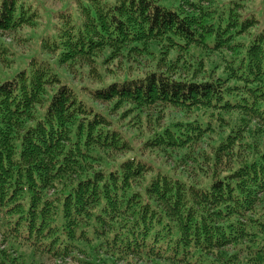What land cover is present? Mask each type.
Returning a JSON list of instances; mask_svg holds the SVG:
<instances>
[{
  "label": "trees",
  "instance_id": "trees-1",
  "mask_svg": "<svg viewBox=\"0 0 264 264\" xmlns=\"http://www.w3.org/2000/svg\"><path fill=\"white\" fill-rule=\"evenodd\" d=\"M256 1L86 0L81 25L68 17L42 48L59 66L97 64L96 87L35 60L0 84V264H264ZM38 20L0 0V32ZM133 55L148 70L133 71ZM119 57L122 73L108 66Z\"/></svg>",
  "mask_w": 264,
  "mask_h": 264
},
{
  "label": "rangeland",
  "instance_id": "rangeland-1",
  "mask_svg": "<svg viewBox=\"0 0 264 264\" xmlns=\"http://www.w3.org/2000/svg\"><path fill=\"white\" fill-rule=\"evenodd\" d=\"M100 1L106 5L116 2V0ZM260 1H262L261 9H264V0H257L255 3L253 2L251 4V9H255V12L257 9L259 10L258 6ZM20 2H22L26 7H30L32 10H35L39 14V20L35 28L22 27L17 31L0 32V42L5 45L3 49L8 48V51H10V55H5L4 57L7 59H12L13 62L10 67L7 68L4 66L5 64L3 63V58L0 57V84L10 80L12 76L22 69H27L28 63L32 60H35L37 62H47L53 72L59 75L63 83L69 81L72 85L79 88L86 87L93 89L96 87L98 84V79L96 73L92 70L94 68L98 69L97 64L79 61L77 64L72 66H59L55 61L56 56L42 48L46 41L50 43L54 42L63 22L68 17L72 20V24L75 29L81 25L82 17L80 14V9L85 7L86 0H20ZM262 13L263 11L261 10L257 11V14L261 16ZM122 59L123 58L119 57L115 62L108 64V66L111 68H114L115 66L117 67L118 72L122 73V69L124 70V66H122L121 63ZM130 65L132 66L133 71L142 72L148 70V68L151 66L149 58L145 57L144 55H133V59H130ZM90 70L91 72H89ZM82 91L86 95V97L84 96L85 99L89 103L93 104L97 110L109 112V105L107 102L103 103L93 101L88 91ZM111 115L114 117L116 116V113H112ZM123 122L124 120H119L120 125ZM144 155L147 159L149 157H153L157 164L164 165L162 156L154 157L150 153H144ZM165 162L166 165H171L170 159L167 157ZM184 167L186 172L189 174L188 176L191 177V170L186 166ZM8 245L9 242L6 241L0 234V246L2 248H7ZM38 261L40 264H81L71 259L56 260L46 256H41L38 258ZM118 264L131 263H125L121 261Z\"/></svg>",
  "mask_w": 264,
  "mask_h": 264
}]
</instances>
